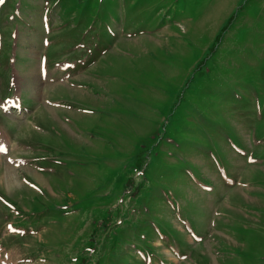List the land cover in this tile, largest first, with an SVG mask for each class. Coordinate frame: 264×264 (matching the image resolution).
Segmentation results:
<instances>
[{"label":"rangeland","instance_id":"rangeland-1","mask_svg":"<svg viewBox=\"0 0 264 264\" xmlns=\"http://www.w3.org/2000/svg\"><path fill=\"white\" fill-rule=\"evenodd\" d=\"M6 68L0 264H264V0H4Z\"/></svg>","mask_w":264,"mask_h":264},{"label":"trees","instance_id":"trees-1","mask_svg":"<svg viewBox=\"0 0 264 264\" xmlns=\"http://www.w3.org/2000/svg\"><path fill=\"white\" fill-rule=\"evenodd\" d=\"M92 230H94V227L92 228ZM110 236H111V234H107L106 237H105V241H107ZM102 245H104V243H102Z\"/></svg>","mask_w":264,"mask_h":264},{"label":"snow or ice","instance_id":"snow-or-ice-1","mask_svg":"<svg viewBox=\"0 0 264 264\" xmlns=\"http://www.w3.org/2000/svg\"><path fill=\"white\" fill-rule=\"evenodd\" d=\"M4 2V0H0V3H3ZM5 149H4V147L3 146H0V151H4Z\"/></svg>","mask_w":264,"mask_h":264}]
</instances>
